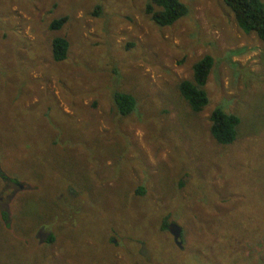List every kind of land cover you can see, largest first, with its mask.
<instances>
[{"label": "rangeland", "instance_id": "obj_1", "mask_svg": "<svg viewBox=\"0 0 264 264\" xmlns=\"http://www.w3.org/2000/svg\"><path fill=\"white\" fill-rule=\"evenodd\" d=\"M146 1L0 0V264H264V44L220 0L168 26ZM203 54L193 112L176 86Z\"/></svg>", "mask_w": 264, "mask_h": 264}, {"label": "trees", "instance_id": "obj_2", "mask_svg": "<svg viewBox=\"0 0 264 264\" xmlns=\"http://www.w3.org/2000/svg\"><path fill=\"white\" fill-rule=\"evenodd\" d=\"M232 14L236 26L244 33L253 32L264 44V1L262 0H220ZM150 20L157 26H168L185 15L186 6L180 0H147L144 8ZM65 22L60 16L48 23V28L56 30ZM67 41L61 36H55L50 42L52 60L61 61L65 58ZM212 65L209 54H203L191 65V78L182 79L177 83V91L193 112L202 111L207 105V95L204 90L207 74ZM112 103L120 115L129 114L134 108V98L129 93L114 92ZM208 131L215 142L229 144L235 136L238 117L223 111L220 106L212 108L208 115ZM163 220L161 226L166 228ZM49 240L51 238L49 237Z\"/></svg>", "mask_w": 264, "mask_h": 264}, {"label": "water", "instance_id": "obj_3", "mask_svg": "<svg viewBox=\"0 0 264 264\" xmlns=\"http://www.w3.org/2000/svg\"><path fill=\"white\" fill-rule=\"evenodd\" d=\"M168 229H170V232H171V234H172V236H173V240H174V242L176 243V244H178V242H177V240H176V238H177V229L175 228V227H170V225H169V227H168Z\"/></svg>", "mask_w": 264, "mask_h": 264}, {"label": "flooded vegetation", "instance_id": "obj_4", "mask_svg": "<svg viewBox=\"0 0 264 264\" xmlns=\"http://www.w3.org/2000/svg\"><path fill=\"white\" fill-rule=\"evenodd\" d=\"M12 185H13V183H12ZM6 186H7V185H6ZM16 186H17V184H16ZM9 187H10V186H9ZM11 188H12V190H13V189H14V186H12Z\"/></svg>", "mask_w": 264, "mask_h": 264}]
</instances>
